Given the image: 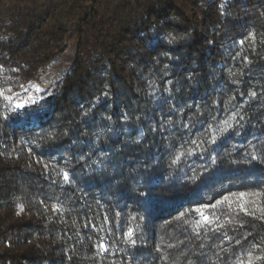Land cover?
I'll return each instance as SVG.
<instances>
[{"label":"trees","instance_id":"obj_1","mask_svg":"<svg viewBox=\"0 0 264 264\" xmlns=\"http://www.w3.org/2000/svg\"><path fill=\"white\" fill-rule=\"evenodd\" d=\"M0 264H264V0H0Z\"/></svg>","mask_w":264,"mask_h":264},{"label":"rangeland","instance_id":"obj_2","mask_svg":"<svg viewBox=\"0 0 264 264\" xmlns=\"http://www.w3.org/2000/svg\"><path fill=\"white\" fill-rule=\"evenodd\" d=\"M75 52L76 48L73 46L68 55L54 64L44 76L43 80L37 84L36 89L38 93V99L44 98L46 95H48L52 86H54L59 78L68 71L73 63Z\"/></svg>","mask_w":264,"mask_h":264}]
</instances>
